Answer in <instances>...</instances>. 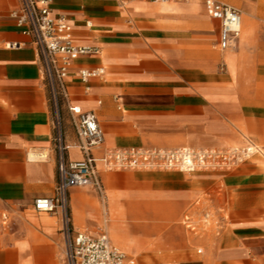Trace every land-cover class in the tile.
I'll list each match as a JSON object with an SVG mask.
<instances>
[{
    "label": "crops",
    "instance_id": "0c3cea01",
    "mask_svg": "<svg viewBox=\"0 0 264 264\" xmlns=\"http://www.w3.org/2000/svg\"><path fill=\"white\" fill-rule=\"evenodd\" d=\"M217 1L242 15L241 36L224 50L205 0H52L75 42L98 49L74 59L65 81L70 105L98 117L105 141L96 156L247 140L263 149L229 172L100 163L102 193L73 187V227L106 232L136 264H264V0ZM20 4L0 0V264H66L62 216L34 208L56 190L55 116L38 51L12 16ZM81 68L104 73L85 82ZM62 112L67 157L81 159L66 104ZM211 207L214 225L197 222Z\"/></svg>",
    "mask_w": 264,
    "mask_h": 264
},
{
    "label": "built area",
    "instance_id": "2783aa9c",
    "mask_svg": "<svg viewBox=\"0 0 264 264\" xmlns=\"http://www.w3.org/2000/svg\"><path fill=\"white\" fill-rule=\"evenodd\" d=\"M167 3L172 0H152ZM185 1V0H178ZM52 0H21L19 8L12 12L27 43L37 49L41 72L46 84L49 100L54 110V143L57 153L58 179L55 194L34 200L37 211L51 212L62 216L64 234L63 258L66 264H136L106 232L92 235L76 230L70 214V190L75 186L91 185L103 191L98 174V165L105 169H179L231 170L263 153V149L251 140L243 145L196 149L191 147H125L108 148L96 156L94 149L104 144V132L96 113L83 111L78 105H70L66 88L72 61L79 56L98 53L89 45L77 44L72 26L63 16L52 14ZM207 13L220 21L221 49L235 45L242 27V15L236 6L217 0H205ZM90 24V22H88ZM22 42L9 43V47H20ZM104 73L103 68H81L78 74L83 81ZM68 106L79 147L81 159H69V144L65 139L60 103Z\"/></svg>",
    "mask_w": 264,
    "mask_h": 264
},
{
    "label": "rangeland",
    "instance_id": "374dc122",
    "mask_svg": "<svg viewBox=\"0 0 264 264\" xmlns=\"http://www.w3.org/2000/svg\"><path fill=\"white\" fill-rule=\"evenodd\" d=\"M235 1L237 3H239L240 0H235ZM241 33H242V31H241ZM240 36H241V34H240ZM233 48H235V47H233ZM62 105H63V102L61 101V103H60V113H61V116H62L63 129H64V134H65V126H64V121H63ZM231 146H234V145H231ZM183 147H191V146H183ZM174 148H180V147H174ZM191 148L202 149V148H213V147H191ZM168 149H173V148H168ZM234 169H231V170H197V171H226V172H229V171H233ZM164 170H168V169H164ZM171 170H176V169H171ZM177 170H179V169H177ZM179 171H184V170H179ZM206 205H207V203L204 204L201 201L198 206L200 207V209H202ZM203 210H201V211H203ZM70 214H71V210H70ZM207 215H209L208 218H205ZM225 216L227 217V214ZM195 218H196L197 222L202 223L203 221L207 220L208 222H210L211 225L212 224L214 225L215 221L219 218V215L216 212L215 208L211 207L210 210L204 211L201 215L195 216ZM196 230L199 231L200 233H202V229H199V227H197Z\"/></svg>",
    "mask_w": 264,
    "mask_h": 264
},
{
    "label": "bare ground",
    "instance_id": "6f19581e",
    "mask_svg": "<svg viewBox=\"0 0 264 264\" xmlns=\"http://www.w3.org/2000/svg\"><path fill=\"white\" fill-rule=\"evenodd\" d=\"M242 28V27H241ZM241 33V32H240Z\"/></svg>",
    "mask_w": 264,
    "mask_h": 264
}]
</instances>
